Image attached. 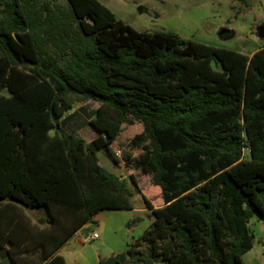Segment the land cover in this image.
Returning a JSON list of instances; mask_svg holds the SVG:
<instances>
[{"label":"trees","instance_id":"1","mask_svg":"<svg viewBox=\"0 0 264 264\" xmlns=\"http://www.w3.org/2000/svg\"><path fill=\"white\" fill-rule=\"evenodd\" d=\"M67 2L0 0V248L13 264H65L57 250L96 215L131 211L97 153L119 164L111 145L133 120L142 154L123 159L149 177L130 180L153 221L100 264H245L249 222H264V47L140 32L98 0ZM69 95L98 103L89 143L62 126Z\"/></svg>","mask_w":264,"mask_h":264},{"label":"rangeland","instance_id":"2","mask_svg":"<svg viewBox=\"0 0 264 264\" xmlns=\"http://www.w3.org/2000/svg\"><path fill=\"white\" fill-rule=\"evenodd\" d=\"M47 2L52 7L59 6L64 10L68 9L67 0H40ZM105 5L117 19L129 25L133 29L140 32H160L168 31L178 34L180 37H189L188 40L194 39L193 33L195 28L205 30L206 32L213 31L219 23H224V26L219 27L217 35L223 29H226L219 39L217 36V47L226 48L234 43H238V38L228 28L235 25L234 20H237L242 11H246L247 7L240 4L234 5L233 2L222 4L223 0H98ZM218 3L220 5H218ZM232 17L227 18L224 12L228 11ZM160 15L157 19L156 15ZM264 23V19L261 20ZM212 28V29H211ZM177 31V32H176ZM190 33V34H189ZM190 35V36H189ZM252 36L255 43L248 49L254 51L260 47V39L257 34V29L251 26L249 33L240 34L239 39L245 41L246 38ZM196 37V36H195ZM237 40V42H236ZM264 41V39H262ZM206 44V43H204ZM242 44L237 45V49L242 48ZM214 45V44H213ZM215 68L218 65L214 63ZM6 95L7 92L4 91ZM73 104L61 119L64 129L89 143L96 138V132L90 126L89 120L94 117L95 111L98 108V103L94 101H84L73 95L68 96ZM142 132V126L133 120H130L122 126V132L117 141L111 145V152L114 154L119 151L121 157H116L119 164H115L104 151L97 153L99 165L110 173H113L126 182L128 188L133 192L134 207L145 206L141 197L134 193V186L130 180V176L134 177L140 189H145L150 183L147 174L140 170L129 168L124 163V156L129 155L132 159L138 158L142 154V150H133L131 148L134 136ZM159 199L153 201L156 203ZM97 220L104 221L106 227L105 232L101 235L106 238L110 246L117 247L116 241H123L122 247L126 249L125 243L127 236L136 238L142 235L149 227L148 222L150 217L143 214L134 215L131 211L125 210H107L99 213ZM152 217V216H151ZM136 220L135 224L129 226L128 223ZM93 232H98L96 222L92 225ZM249 228L254 235L253 248L244 256L245 264H264V222L260 221L257 216H254L249 222ZM93 234V233H92Z\"/></svg>","mask_w":264,"mask_h":264},{"label":"crops","instance_id":"3","mask_svg":"<svg viewBox=\"0 0 264 264\" xmlns=\"http://www.w3.org/2000/svg\"><path fill=\"white\" fill-rule=\"evenodd\" d=\"M227 2L231 3V1L223 0L222 4H226ZM233 4L238 5L237 2H233ZM218 5L220 4L218 3ZM224 14L227 18L232 17L229 10L224 12ZM156 16L158 19L160 15L158 14ZM263 19H264V0H248L247 10L242 11L240 15L238 16L237 20H234V23L236 24L228 28L230 32H233V34L236 35V37L238 38L237 39L238 43H234L231 46L226 47V49H231V50L246 54L248 56H251L258 50L263 48L264 41H262V39H260L261 41L259 44L260 47L258 49H255L254 51H249L248 49L243 48V47L249 48L251 45L255 43V40L254 38H252V36H250L249 38H246L245 41H241L239 39L240 34H245V33L250 32L251 26H254L256 29L260 26L264 27V23L261 22V20ZM216 26L217 27L214 28L213 31L209 30V32H206L205 30H201L199 28L193 29L195 30V32L193 33L194 39H190V40L199 42V43H206L207 45L217 47L216 46L217 37L219 39H222L220 36L217 35V30L219 29V27L224 26V23H219ZM183 38L189 39V37L187 36ZM241 43H243L242 48L237 49V47L241 46ZM237 45H240V46H237ZM134 201L135 199L132 197L133 209L131 210V212L134 215H138V214H143L146 216L148 215L150 217L148 226H150L151 222L153 221V217H151L152 216L151 211L148 210L145 206H141V205L137 209L136 207H134ZM30 216H28L30 220L29 222H27V225H29V227H33L34 225L39 226L36 223L37 218H35L34 216H31V217ZM97 218L98 216L96 215L94 217V221L97 224V227L99 230L98 232H100L98 239L92 240L91 238L92 233H96V234L98 233L96 231L95 232L92 231L93 230L91 226L92 224H87L83 228V230L75 233L71 238H69L65 243H63V245L57 250L56 254L61 256L64 259L65 264H100V262L103 259H107L109 257L115 256L116 254H119L126 250V249H123L122 247L123 241H116V246L117 244L118 246L112 247L110 246V243L107 242L106 238L104 239L102 238L101 235L103 234V232H105L106 225L104 221H98ZM140 236L141 235H139L138 237ZM130 237H131L130 235L126 237L127 238V241L125 243L126 247L130 245L131 243H133L134 240H136V238H131V241H130ZM0 264H1V261H0ZM155 264H163V263L158 262Z\"/></svg>","mask_w":264,"mask_h":264},{"label":"water","instance_id":"4","mask_svg":"<svg viewBox=\"0 0 264 264\" xmlns=\"http://www.w3.org/2000/svg\"><path fill=\"white\" fill-rule=\"evenodd\" d=\"M225 32H227L226 29L221 30L218 36H222ZM257 34L259 38L264 39V27L263 26H260L257 28ZM50 134H54L53 129L50 131ZM0 261H1V264H13L9 259L8 250L5 248H0Z\"/></svg>","mask_w":264,"mask_h":264},{"label":"built area","instance_id":"5","mask_svg":"<svg viewBox=\"0 0 264 264\" xmlns=\"http://www.w3.org/2000/svg\"><path fill=\"white\" fill-rule=\"evenodd\" d=\"M120 155H121V154H120L119 151H117V152L114 153V156H115V157H121ZM91 238H92V240H96V239L99 238V235L96 234V233H93V234L91 235Z\"/></svg>","mask_w":264,"mask_h":264}]
</instances>
